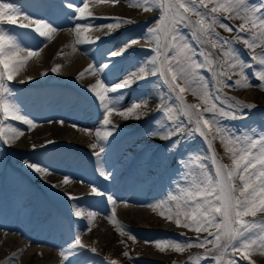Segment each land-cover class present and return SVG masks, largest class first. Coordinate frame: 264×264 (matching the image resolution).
<instances>
[{"label": "snow or ice", "instance_id": "1", "mask_svg": "<svg viewBox=\"0 0 264 264\" xmlns=\"http://www.w3.org/2000/svg\"><path fill=\"white\" fill-rule=\"evenodd\" d=\"M100 2L115 5L120 0ZM129 6L159 14L140 35L120 41L118 50L111 51L100 45L106 39H111L122 27H130L137 21L106 17L113 22L100 24L95 30L102 31L103 35L92 38L89 35L94 27L92 22L100 17L95 16L90 9V0H82L79 5L72 0H61L60 4L65 18L74 23V27L69 29L75 35L72 52L82 45H97L96 51L101 58H104L105 53L108 54L102 65L94 56L95 62L75 77L77 82L86 74L99 73L101 77L87 87L102 115L100 126L95 130V142L89 145L94 150L92 155L96 159L98 176L109 181L115 175L108 171V149L102 146L106 142L110 144L113 133L119 131V126L113 123L111 117L115 114L125 122H141L155 113L156 118L145 127L137 128L128 135L132 137L133 144H137L138 140L159 141L163 155L179 158L175 160L178 167L167 194L150 207L154 211L159 210L162 217L177 227L195 232L196 236L188 237L179 233L183 240L165 236L145 242L154 243L161 252L172 250L183 253L192 247L205 250L204 256L190 257L184 264H202L205 259L212 264H239L241 259L255 264L251 253L259 251L264 254V131L250 128L237 133L230 129L227 120L247 119L246 110L254 109L256 105L228 96L223 89L252 86L264 89V48L245 61L234 46V40L222 37L216 31V26L228 32L235 29L237 36L234 39L243 38L249 49H255L257 42L264 45V0H258V3H251V0H133ZM20 16L29 22L22 23L18 19ZM233 18L242 23L236 27L224 22ZM12 25L31 29L34 35L44 40H50L52 33L58 30L49 20L24 13L11 0H0V148L13 147L24 135L25 129L14 125L13 121L26 126L28 131L37 127L35 118L24 111L17 100L18 94L10 85L37 52L20 41L12 31ZM244 33H251V40L241 37L240 34ZM141 39L148 42L146 51L151 55L136 60V71L128 73L118 83L111 84V73L118 61L128 56ZM216 49L222 58L212 51ZM60 68L61 65L56 64L50 71L59 74ZM249 69L252 70L251 75ZM40 75L46 76L48 72L43 71ZM233 75L239 78L233 79ZM153 78L160 85L156 90L159 93L157 104L152 105L153 90L146 89L134 94L125 108L123 101L126 93L134 85ZM33 79L27 76L19 82L25 84ZM187 93L197 96L201 103H187ZM55 123L63 125L64 121ZM71 127L79 126L72 124ZM83 131L90 132V129L85 128ZM194 134L203 138L211 152V170L205 162L208 157L199 152L180 151L181 146L188 143ZM216 139L222 144L230 164L218 159L213 149ZM53 143L55 141L47 140L43 145L33 144L31 147L35 150ZM137 147L142 155H151L147 143L143 146L137 144ZM23 163L42 179L52 171L40 162L26 159ZM69 179L65 175L62 183L68 184ZM44 182L49 183L47 180ZM49 186L58 189L55 183ZM64 194L72 207V215L76 219H83L79 202L84 197L67 192ZM91 194L106 197L110 204L117 203L113 194L100 190L98 185H91ZM94 215L93 211L88 212L89 223ZM109 220L116 225L117 231L127 230L125 225L115 219V208ZM130 238L136 239L134 235ZM86 248L80 236L75 235L74 240L60 250L61 264H73L70 257L83 255L82 250ZM87 250L95 252L94 248ZM16 255L14 253L13 257ZM123 256L129 257V253L125 251ZM110 264L120 262L112 259Z\"/></svg>", "mask_w": 264, "mask_h": 264}, {"label": "bare ground", "instance_id": "2", "mask_svg": "<svg viewBox=\"0 0 264 264\" xmlns=\"http://www.w3.org/2000/svg\"><path fill=\"white\" fill-rule=\"evenodd\" d=\"M94 1H96L97 4L90 3V5L93 6L92 10L95 12L111 13L113 10L115 11L117 10L118 12H122V14H116L114 16H109V17L131 18L132 20L138 22L130 27H126L124 30L118 32V35L115 38L107 40L102 45H100L101 48H107L110 49L111 51L118 50V48L121 46L120 41L140 35L144 30V28L148 25L153 24L156 17L158 16V12L148 13V12H143L141 9L130 7L129 5L133 3V0H120V2L115 5H113L110 2L102 3L100 2V0H94ZM72 2L75 4H80L82 0H72ZM16 4L22 8L24 13L32 14V17L34 18L42 19L44 16H49V19H51L50 17H53L54 19L58 20L59 18H57L56 15H59V17L62 16V11L60 9H58L53 5L48 6L47 3H46L47 6L46 9L44 11H39L37 13H34L31 10L27 9L25 3L22 0H16ZM43 5L45 4L43 3ZM41 7L42 5H40V8ZM97 17H100V19H97L96 21L92 22L94 27L93 30L89 33V35L92 38L103 35L102 31L95 30L96 28L99 27L100 24L113 22L109 19H106V17L104 16H97ZM18 19L22 23H28V21L23 20L22 16L18 17ZM79 22L83 23V21H79ZM55 23H56L55 27L57 29H61V28L64 29L62 31H56L52 33L50 40H44V38H40V37L33 40L32 38L29 37L25 29L19 27L18 25L11 26V29L13 28V26L15 27L12 29V31L18 35L20 41L24 45L31 46L37 52V55L33 56L26 63L25 67L21 70L17 79L23 80L27 76L33 77L37 73L40 74L43 71H47L48 75H46L45 77L47 78L53 77L52 79H55V81H49L44 85L30 86L27 85L29 83L27 84L18 83L14 85L15 89L19 88L25 94L27 93L26 91H30L32 93V95L27 94L26 97L23 96L22 100H19L18 98L17 100L22 105L24 111L28 115H30V117L35 118V121L37 122V127L31 131H28L26 130V126H24L20 122L18 121L12 122L14 125L18 126L19 128L25 129V131H24V135L21 136L15 142V145L13 147L0 148V185L3 179L9 173L6 165L9 159H11L12 157L15 158L24 157L25 153L22 150V148L31 147L33 144L37 146L43 145L47 140L58 141L57 139L59 138L62 140H66L63 141V143H59L56 145L49 144L44 148L37 147L35 150L32 149V151L30 152V156L27 160H30L32 162H40L41 164L45 165L47 168L52 170L48 175L44 176L43 179L41 178L40 175L36 174L33 170L29 169L24 163L20 164L17 167L16 166L14 167V169L17 170V173H15V175L20 174V176L21 175L28 176L29 181L27 183V186L29 188L31 186H34V184H32L30 180L32 178V181H35L37 184L35 186H38L37 188L42 187L43 190H45L47 194L52 198L59 199V197H62L64 200H68L67 196L64 194L66 192L71 193L75 196H83L84 199L81 201L82 204L84 205V211L82 212L84 214V218L82 220L85 219V221H87V224H89L87 219V214L90 210H93L94 213H96L97 216H99L100 220L98 221V224L103 223V218L108 219L107 222L110 223L109 217L112 216V210H109L108 212L110 214H107V212L99 208L98 206L99 204L94 203V200H91L89 198L91 197V185H93L92 180L96 175H98L96 159L92 155V152L94 150L91 149L89 145L95 142V130L98 126H100V120L102 119V117L100 116L102 115L100 113V110L98 109V105L94 97L92 96L91 93L87 91V87L88 85L95 83V80L99 78L94 76L98 74L100 77V74L99 73L86 74L85 77L81 79L79 82H77L75 79V77L79 72L85 69L89 64H93L95 62L94 56L96 59H100L101 56L100 53L96 51L97 45H91V46L82 45L76 52H72L71 45L75 40V35L74 33L70 32L69 29L74 27V23L72 21L67 20L66 18L59 19ZM147 47L148 45L140 46L137 50H133L131 52L132 53L137 52L138 59H142L141 57L142 55L144 56L151 54L146 51ZM107 55L108 54L105 53L103 58L104 61L107 59ZM55 56L56 57L58 56L59 60H56L54 58ZM81 56H85L91 59L92 62L89 64L86 63L84 59L85 57L83 58ZM128 57H130V55L126 56V58L124 59H127ZM134 57H136V55ZM54 59L56 60L57 63L53 62ZM123 61L119 62V64L122 63ZM134 63L135 62H133V64L131 63L130 67L128 68H127L128 65L116 66L113 74H118L120 75V77L117 81H113V82L116 84L120 80H123L128 73L136 71L137 65ZM56 64L61 65V68L59 69V74L52 73L50 71L51 68ZM153 79L155 80V78ZM59 80L67 81L66 83L63 82L62 84H69L72 87V91L74 94H72L71 96H64L63 94H60L55 88V85L57 84L61 85L59 84L60 83ZM136 87H138V85H134L133 88L126 93V97L123 101V106L125 108L129 106L130 102L132 101L131 99L133 98V95L136 94L135 93ZM59 89H63V88H59ZM234 92L237 91L235 90ZM250 94L251 92H247V95ZM152 96H153L152 105L154 106L157 96L153 91H152ZM91 100H93L94 103L93 102L91 103ZM70 105L74 108H77L75 113L79 112L80 110L87 112L89 109H91V111L94 113L91 116L88 117L84 116L83 118H79L74 115L75 113L73 114L68 110ZM111 119L113 123L118 126H119L118 122L119 123L122 122L124 125L127 124L128 126L125 125L126 126L125 128L127 129L131 128L133 125L136 124V123H132V121L125 122L120 116L117 115L112 116ZM61 120L64 121L63 125L59 123H55V121H61ZM48 121H53V123H48ZM69 123L77 124L79 127H87L88 129H90V132H86L80 135L81 131L79 130V127L73 128L69 126ZM120 129L123 130L124 127L119 126V130ZM110 141H111L110 144L106 142L102 146H105L108 149L107 151L108 171H112L115 173L113 178L110 180L113 185L111 189L113 190L125 189V187H128L136 182L137 185H140L143 182V176H140L138 174H133V172L131 173L129 167L130 165L129 158L131 152L127 149V147L128 148L132 147L131 145L133 144L132 139L130 138L128 139L124 137L123 140L120 141L119 139L114 140L110 138ZM141 143L142 144L147 143L148 145L154 144L153 141H144ZM110 145H113V147L111 148ZM51 146H58L63 149L69 148L71 149V151L74 152L66 154V157L60 161L56 159L55 162H49L50 160L47 161L48 159L46 155H44L43 158L41 155L37 154L38 151L45 153L48 150H51ZM98 150L99 148L96 149V151ZM5 160H6V164H1V162ZM63 160H65V165L63 164ZM65 175L70 177L68 184L62 183ZM17 176L19 177V175ZM17 176H13V178L15 179ZM44 180H47L49 183H45ZM51 183L57 184L58 189L50 187L49 184ZM124 183L126 185H124ZM35 186L33 188H35ZM99 188L102 190L107 189L104 187H99ZM4 189L8 191V194L12 193L9 191L14 190L13 187L12 188L4 187ZM115 194L119 195L116 198L117 203L110 204V207L111 208L115 207V209H118L116 213L120 212V214L124 215L125 212L127 211L129 212L131 211L134 213L136 212L137 217L139 219H141L144 216L143 218H145L146 221H148V223L151 225L159 224L160 219L157 217L164 218L159 214V210H156L157 212H155L150 208H144L141 206L137 207L135 205L137 201L127 197L126 195L123 194L122 191L117 190L115 191ZM5 196H7V194ZM10 197L14 200V204L16 208L15 211L17 215H19V212H22L21 210L22 204L24 202H29V201L31 202L33 198L29 192H25V194L23 195L11 194ZM3 198L4 197H0V220L4 222L9 217L10 210L7 207L5 208V206L3 205L1 206L2 204L1 201H3ZM122 200L124 201L128 200L129 204L124 205L122 203ZM150 210L153 211V214L150 212ZM143 212L144 213L146 212V215ZM142 213L144 215H142ZM248 219H252V218L249 217ZM257 219L259 220V218ZM40 220H41L40 225L41 228L44 229V232H49V234H55V236H58L60 238H63L68 233L72 238H74L75 235L80 236L82 243L85 246H87V248L85 250H82L83 255L78 256L76 260H73V264H82L86 260H92L93 264H110V261L112 259H116L117 261L120 262V264H142L144 263V260H141V257L146 256L148 253H150L152 256H155L156 258L154 260L149 261L148 264H177L181 257L183 256L185 257L188 254L189 249H186L183 253H176L172 250H167L165 252L160 251V253L164 255V258L159 259L156 257L159 250L155 247L154 243H146L145 241H154L157 238L164 237V235H166L167 237L173 235V238L176 239L177 241L183 240V237L178 235L179 233H184L185 236L188 237L196 236V235L187 234L183 230L180 231H178L177 229L175 230V228L178 227L174 223L170 224V227L173 228V229L171 228V231L173 232L168 231L166 229L163 230V228L162 229L160 228L158 230H153L152 232L149 231L148 233L141 232L137 235H134L136 237L135 240L130 238L131 241L140 240V242H136L135 244H133L132 250L129 245H128L129 247H126L124 249V252L127 251L129 253V257H130L129 258V257H124L123 253L121 255L118 253L114 254L117 249L118 243H120L119 238H113L112 236L111 237L105 236L106 235L105 231L103 230L98 231L100 226L99 228H95V230H90L89 232L85 233V227L83 226H80L78 224L68 225L66 223H63L61 226H58L59 228H56V230H54L50 220V216L48 214H44ZM1 221L0 224L2 223ZM0 228L2 227L0 226ZM9 229H13L16 231L15 228H9ZM19 231L21 238L18 239L19 244L17 245V248H15L14 250H9L6 253V256L10 255L11 257L13 256L14 253H17V255L19 256L21 255L20 260H18L16 264H61L62 257L60 256V250L62 249L61 248L62 243L60 241H53L46 234H30L28 231L23 229H20ZM9 242L18 243L12 237H8L7 239L1 242V244H3L2 248L8 246ZM92 248L95 249V252H91L87 250ZM52 249L57 250V255L54 254V252H52ZM202 253H198L196 256L203 255L204 253L203 254ZM259 253L258 251H256L255 253L254 252L251 253L252 260L255 262V264H264V254L261 253L259 254ZM49 261L51 263H47ZM244 262L245 263L242 262L241 264H249V262L246 260H244Z\"/></svg>", "mask_w": 264, "mask_h": 264}, {"label": "rangeland", "instance_id": "3", "mask_svg": "<svg viewBox=\"0 0 264 264\" xmlns=\"http://www.w3.org/2000/svg\"><path fill=\"white\" fill-rule=\"evenodd\" d=\"M22 1L25 3L26 8L29 9V10H31L34 13H37L39 11H44L46 9V7H47L45 0H22ZM5 2H7V0H5ZM11 2H13V3L16 4V0H11ZM43 3L45 5H43ZM251 3H258V0H251ZM40 5H42L41 8H40ZM48 6H50V4H48ZM112 12H117L118 14H122V12H118L117 10L116 11L113 10ZM29 15L32 16V14H29ZM221 15L223 16V14H221ZM193 19H196V17H193ZM224 22L225 23H228L230 26H233L234 25L236 27H238L242 23L241 20L236 19V18H233L231 20H224ZM216 31L222 37H226V38H228L230 40H234V46L239 51V54L243 57V59L245 61H249L250 60L251 55L255 53V50L256 49H259V52H258V54H259L260 51H261V49L264 48V45H262L259 42H257V47L255 49H249L247 47V45L244 44L243 38L240 39V40H235L234 38L237 36V32H236L235 29L232 32H228L225 29L220 28L219 25H217L216 26ZM240 35H241V37L248 38L249 40H251V37H252V34L251 33H244V34H240ZM212 51L216 54V56L221 57V54H220V52H219L218 49L212 50ZM255 54H257V53H255ZM135 55H136V57H134ZM135 55L134 56L131 55L130 56L131 58L128 57L127 59H125L122 63L119 64V66H121V65L127 66L128 65L127 68L130 67V64L131 63L133 64V62H135L136 60H138V54L136 53ZM148 55H151V54H148ZM148 55H144V57H146ZM79 57H80V55H79ZM81 57L84 58L85 56H81ZM141 57H143V55ZM54 58L56 59V58H58V56L57 57L55 56ZM55 59H54L53 62L57 63L56 62L57 59L56 60ZM84 59H85V62L88 63V64L92 62L91 59H89L87 57H85ZM80 60H82V59H80ZM99 60H100V63L102 65L104 63L103 58L100 57ZM220 70H222V69H220ZM248 73L251 75L252 70L249 69L248 70ZM37 74H39V73H37ZM205 75L207 76L208 73H205ZM94 77L100 78L98 74H96ZM118 77H120V75L113 74V72H112L111 73V78H110V80H111L110 83L114 84V82L112 80L115 79V78H118ZM39 78H42V80H44L45 76H41L40 75ZM236 78H239V77L236 76V75H233V79H236ZM254 83H258V81H255ZM137 85H138V87H136V90H135L136 92L135 93H139V92L144 91L146 89H151V90H153V92L158 97L159 93L156 90L159 89L160 85L154 79H151V80H149L147 82H143V84H141L140 86H139V84H137ZM11 87L13 88V90L15 89L14 88L15 86H11ZM223 90L226 91L227 93L231 94V95L234 94V96H237L235 99H238L241 102H244V103H253V104L256 105V107L254 109L246 110V111H248V118L247 119H229V120H227L226 123L230 126V129H232V128H233L232 130L235 129V131L237 133H239V132H241L243 130H246V129H250V128H258L259 130L264 131V89H261L259 87L252 86V87H248V88H244V89L235 88L234 87L232 89L226 88V89H223ZM235 90L237 92H234ZM14 91L17 94L19 93L17 95V98L18 99L20 98L21 95H23V96L26 97L27 94H30V91H26L27 93L25 94L19 88L18 89H15ZM70 91H72V88H71ZM247 92H251V94L250 95H247ZM185 100L189 104H198V103H201V101L199 100V98L197 96L192 95L191 93H187L186 94ZM155 101H156L155 102V105H156L157 102H158V99L156 98ZM201 107H203V105H201ZM117 116H119V115H117ZM100 117H102V116H100ZM154 118H156V114L155 113L153 115L149 116L148 119L145 120L144 123L141 124L138 128L145 127L149 123V121L153 120ZM132 123H136V122L135 121H132ZM132 123H130V124H132ZM125 125H127V124H125ZM119 126H121V125L119 124ZM83 129L84 128H81V130L79 129L81 131V134L80 135L86 133L85 131H83ZM135 129H137V128H135ZM134 130L133 129H130L131 132H129V133H132ZM119 131L113 133V136H114V134H118V138H119L120 141H122L124 137L125 138H128V139L129 138L132 139V137H130L128 135L129 134L128 131L127 132L126 131L124 132L122 129H120ZM57 140L58 141H55V143H53V144H59V143H63V141H66V140H62L60 138L57 139ZM68 144H69V142H68ZM110 146H111V148L113 147V145H110ZM55 149H56V151H55ZM127 149H129V148L127 147ZM150 149L152 150L153 147H150L149 148V151H150ZM213 149H214L215 153L217 154L218 159L222 163H225V164H230L231 163L230 162V159L228 158V155L225 153L224 148H223L222 144L220 143V141L218 139H216V140L213 141ZM31 151H32V149H31ZM180 151H181V153H186V152H189V151H191V152H199L202 156L208 157V159L205 162L208 164L209 169L211 170V168H212V165H211V152L209 151V149H208V147L206 145V142H204L202 140V138L198 134H194L188 143L183 144L181 146ZM131 152H133V151H131ZM24 153H25L24 157H19V158H21L23 160V161H21L22 162L21 164H23L24 160L28 159L29 156H30V152L28 153V152H25L24 151ZM67 153L68 152H66V151L61 152L60 150L57 149V147H54L53 149H51V151L48 150L47 152H45L44 155H46L47 156V159L50 160L49 162H55L56 159L59 160V161H60V159H63L64 156H66ZM40 155L44 156L43 154H40ZM153 156H154L153 158L152 157L149 158V156L146 157V155H142V156L136 157L135 160L133 161V163H134V166L133 167L136 170V172H134V174H137L138 173L141 176L144 173L142 170L145 169V172L147 170V173H149V170H150V176H148L149 174H147L146 176H148V177L146 178V180L142 184H140V186H142V188H146L144 190L149 189V187H150V189L151 188L153 189V187H154V190L156 192L158 191L157 193H159V195H161L163 197V196H165L167 194V191H168V189L170 187V182L172 181V179L174 178V176L176 174V171H177V167L178 166L175 163V160L178 159L179 157L178 156L177 157H173L171 155H168V156L163 155V147L160 145V142H159L158 146L156 147L155 153L153 152ZM16 158H18V157H16ZM14 164L15 165H13V166L10 167V168H13L12 170L14 172L13 173L12 172L11 173H8V175L3 179V181H2V183L0 185V189L1 190L3 189V187H8L10 185L17 184L18 182L16 180L21 179L20 177L18 179H16V180L15 179H12L13 176H17V175L20 176V174L15 175V173H17V170L14 169V167L18 164V162L15 161ZM166 166H169L168 168L170 169V175H169L170 177H169V179L165 180L163 183L161 181H160V183L159 182H154L155 178H156V181H157V178L159 176V173L162 170H164V168ZM8 176H10L12 178H10ZM21 177L24 178L25 176L23 175ZM30 180H31V183L34 184V186L37 185L35 181H32V179H30ZM136 181H137V179H136ZM34 186H31L30 187V189L32 191H36V189H38L37 188L38 186H35V188H33ZM155 186H156V188H155ZM1 192H3V191H1ZM39 194H42L43 197L45 198L47 192L45 190H42V192H39ZM39 194H37V195H39ZM151 199L152 198H149V199H147V201H150ZM45 200L47 202H49V199H45ZM54 201H51V202H54ZM65 201L66 200H63V202H65ZM104 202H106V203L104 204ZM94 203L99 204L98 205L99 208H101L103 211L107 212V214H110L108 211H106L107 209L111 210L110 203L107 201V199L100 200V201H94ZM79 204L81 205V208H84V205L82 204V201H80ZM51 205H52V207L54 206L53 203ZM62 207L65 209V210L63 209L64 212H65V215H61V217L70 219V214L72 213L71 212L72 211L71 205L70 204L69 205H63ZM56 209L60 211V209H58V208H56ZM116 210H118V209H116ZM151 210H153L152 207H151ZM151 210H150V212L153 214V211H151ZM91 211H93V210H91ZM155 212H157V211H155ZM143 213H142V215H144V214L146 215V212L144 214ZM139 214H141V213H139ZM148 214H149V212H148ZM124 216H127L128 218H130V220L136 221V222H138L139 220L146 221V219L143 218L144 216L141 219H139L137 217L136 212L134 213V212H131V211L130 212L127 211V212H125ZM52 218L55 219L54 216ZM52 218H50V219H52ZM157 218L161 219L162 222H165L166 221L165 218H161V217H157ZM99 220H100L99 219V216H97V214L95 213L94 218L92 219L91 223L86 224V225L88 226V225L92 224L94 221H95L94 223H96V225H97ZM82 222L84 223V221H82ZM103 222H104V219H103ZM146 222H148V221H146ZM159 223H160V221H159ZM172 223L173 222H170V224H172ZM102 224H99L100 228L98 227L99 228L98 231H102L103 230V231H105L106 234H107V231H108L109 232V237L112 236L113 238H120V240H119L120 243H118V246L119 247L117 246V249H116V251H115L114 254L118 253V254L121 255L124 252V249L126 247H129L128 246L129 243L126 242L125 239L122 240V238L128 237V234H129V236H133V235H137V234L141 233V232H136V234H135V231H129V230H131L132 227L126 228L127 230H124V231H116L117 230L116 228L115 229L112 228V231L111 230L109 231L108 226L106 227V226H104ZM89 227H94V226L92 225V226H89ZM180 230H183L184 232H186V233H188L190 235H196L195 232L189 231V230L184 229L182 227H180ZM149 231L152 232L153 230H148V231H143V232H147L148 233ZM121 232H125V233H121ZM189 232H191V233H189ZM202 235H206V233L205 234H202ZM165 236L166 235H164V237ZM169 237L173 238V235L172 236H169ZM196 249L199 250L201 248L197 247ZM202 250H204V249H202ZM258 253H259V251H258ZM188 254H189V251H188ZM188 254L185 257L184 256L181 257L180 260H179V262L177 264H184V263H182V261L188 259ZM204 254H205V251H204ZM204 254L203 255H200V256H204ZM148 255H151V254L148 253ZM17 256L18 255H16L15 257H13V256L11 257L10 255L9 256H5V258L3 259L2 264H12V263H14L15 262L14 260L17 258ZM34 257H36V256H34ZM156 257L159 258V259H163L164 258V255L161 254L160 251H159L158 254L156 255ZM192 257L194 258V257H196V255H193ZM154 258H155V256H154ZM47 263H51V262L49 261ZM202 264H212V262L210 260L206 259V260H203L202 261ZM239 264H240V261H239Z\"/></svg>", "mask_w": 264, "mask_h": 264}]
</instances>
